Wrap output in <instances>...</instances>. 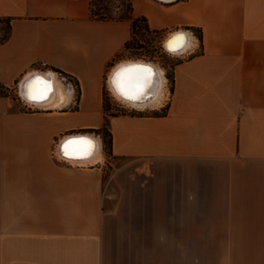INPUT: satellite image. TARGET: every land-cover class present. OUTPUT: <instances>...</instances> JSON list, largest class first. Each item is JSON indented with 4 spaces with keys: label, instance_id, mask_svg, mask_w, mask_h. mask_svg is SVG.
I'll return each instance as SVG.
<instances>
[{
    "label": "crops",
    "instance_id": "obj_1",
    "mask_svg": "<svg viewBox=\"0 0 264 264\" xmlns=\"http://www.w3.org/2000/svg\"><path fill=\"white\" fill-rule=\"evenodd\" d=\"M130 1L150 29L192 36L161 113L106 117L130 19L93 17L90 0H0V84L29 105L20 83L51 71L69 92L51 108L0 95V264H264V0ZM76 133L99 138L100 159L59 155Z\"/></svg>",
    "mask_w": 264,
    "mask_h": 264
},
{
    "label": "rangeland",
    "instance_id": "obj_2",
    "mask_svg": "<svg viewBox=\"0 0 264 264\" xmlns=\"http://www.w3.org/2000/svg\"><path fill=\"white\" fill-rule=\"evenodd\" d=\"M92 2H93V6L90 15L93 17H95V15H101V13H103L101 17L114 18V19L117 18L118 16L131 15L127 0H93ZM0 21H1L0 36H3L7 30V25L4 19H0ZM165 36L166 34L160 31H154L149 27H147L144 20L141 19L137 21L134 31L131 29L130 37L128 39L129 40L128 47L126 48L124 47L123 51L120 53V55L122 56H119L120 58H117L115 62H112L111 66L108 68L107 74L110 71V69L118 61L121 60L142 59L146 61H151L164 69V75L166 77L165 88L167 89V87L171 86L170 77H171L172 66L174 62L179 58V54H172L163 48L162 43ZM59 76L66 81L70 79L69 77L63 74H59ZM15 89L16 87H12V88L7 87L6 89L0 87V91L3 90L7 92L6 96H8L11 100L12 109H22L24 108V106L27 107V105H22L20 103L22 102L20 98L19 100H16V98H18V93H17L18 91H15ZM103 98H104L103 104L108 113H116V112L117 113L120 112L161 113L164 111V106H162L161 109L146 108L143 110H139L132 108L126 105L125 103L117 100L111 94L110 90L107 87V84L106 86H104ZM28 106H29L28 108L33 107L30 105ZM100 135L105 147V142H107L109 139L107 130L105 128H102L100 130ZM119 162L120 160L108 155V161L105 167V175L107 176L115 172L118 168L116 164H118ZM223 250L225 251L224 248H219L220 252H223ZM216 251H218L217 248H203V254H212V253H216Z\"/></svg>",
    "mask_w": 264,
    "mask_h": 264
},
{
    "label": "bare ground",
    "instance_id": "obj_3",
    "mask_svg": "<svg viewBox=\"0 0 264 264\" xmlns=\"http://www.w3.org/2000/svg\"><path fill=\"white\" fill-rule=\"evenodd\" d=\"M178 34H182L184 36V47L182 50L173 53L168 50L166 47L167 43L173 39V37L177 36ZM192 36L190 33H188L186 30H177L174 32L169 33L168 35L165 36L163 40V45L166 48V50L172 54H181L185 50L189 48V46L192 43ZM131 65H142L149 67L153 70L154 73V86L150 89L151 95L147 96L145 99L142 101H128L121 96L117 94V92L114 90L113 84H112V77L113 74L115 73L116 70H118L121 67H127ZM52 74V82H53V91L49 95V98L41 103H35L29 101L24 93H25V88H24V81H26V78H31L33 76L39 75L44 78H48V74ZM26 78L20 83V94L23 96V99L33 107H39V108H51V107H63L67 104L69 100V92L65 88L64 83L60 80V78L53 72H32L26 76ZM107 87L110 90L111 94L120 102L125 103L126 105L143 110L146 108H155L159 106L164 99L166 98V88H165V82H166V77L164 75V69L158 66L157 64L151 62V61H146L142 59H126V60H121L118 61L108 72L107 74ZM86 138L92 142L93 145V155L88 157L87 159H67L69 162L73 163H90L96 161L100 157L101 153V142L99 138L93 134L90 133H76V134H69L61 139V141L58 144V149L60 148L61 143H65V141L73 138ZM62 157V156H61ZM64 158V157H63ZM66 159V158H64ZM100 159V158H99Z\"/></svg>",
    "mask_w": 264,
    "mask_h": 264
},
{
    "label": "snow or ice",
    "instance_id": "obj_4",
    "mask_svg": "<svg viewBox=\"0 0 264 264\" xmlns=\"http://www.w3.org/2000/svg\"><path fill=\"white\" fill-rule=\"evenodd\" d=\"M184 36L178 34L170 40L166 47L176 53L184 47ZM154 73L149 67L131 65L121 67L112 77L114 90L121 98L128 101H142L151 95L150 89L154 86ZM25 97L35 103H41L49 98L53 91L52 74L48 78L39 75L26 78L24 84ZM61 155L66 159H87L93 155L92 142L86 138H73L65 141L60 147Z\"/></svg>",
    "mask_w": 264,
    "mask_h": 264
},
{
    "label": "trees",
    "instance_id": "obj_5",
    "mask_svg": "<svg viewBox=\"0 0 264 264\" xmlns=\"http://www.w3.org/2000/svg\"><path fill=\"white\" fill-rule=\"evenodd\" d=\"M92 1H93V0H90V12L92 11V6H93V2H92ZM127 1H128V6H129V9H130V13H131V15H129V16H118L116 19H130V20H131V29H132L133 31H134V28H135V26H136L137 21H139V20H141V19L144 20L145 23H146V26L149 27L148 24H147V22H146V18H145L144 16H135V15L133 14V12H132L131 1H130V0H127ZM101 15H103V13H101ZM101 15H95V17L100 18V19H105L104 17H101ZM4 20H5L6 23H7V24H6V25H7V30H6L5 34L2 36V38H1L0 40H4L5 38H7L8 34H9V31H8V27H9V18H4ZM154 31H157V30H154ZM197 35H198L199 39L201 40V31H200V30L197 31ZM128 44H129V40H127V41L125 42L124 47H125V48L128 47ZM61 73H63V72H61ZM170 81H171V83H172V81H173L172 71H171ZM0 87H3L4 89L7 88V87L2 86L1 84H0ZM171 88H172V86H171ZM0 95H7V92L1 90V91H0ZM103 99H104V98H103ZM103 107H104V104H103ZM104 110H105V112H106V117H107V115H114V114L117 113V112H116V113H108L105 107H104ZM102 128H105V129L107 130V134H108L109 139H108L107 142H105V148H106L107 152H109V151H110V142H111V133H110V131L108 130L107 120L104 122V124H103V126L100 128V130H101Z\"/></svg>",
    "mask_w": 264,
    "mask_h": 264
},
{
    "label": "water",
    "instance_id": "obj_6",
    "mask_svg": "<svg viewBox=\"0 0 264 264\" xmlns=\"http://www.w3.org/2000/svg\"><path fill=\"white\" fill-rule=\"evenodd\" d=\"M163 46H164V45H163ZM164 48H165V47H164ZM165 49H166V48H165ZM25 83H26V81H24V84H25ZM24 84H23V85H24ZM20 95H21V94H20ZM21 96H22V95H21ZM22 98H23V96H22ZM62 144H63V142L61 143V145H62ZM61 145H60V147H61ZM58 153H59L60 156H62V155H61L60 148L58 149ZM63 157H64V156H62V158H63ZM64 158H65V157H64Z\"/></svg>",
    "mask_w": 264,
    "mask_h": 264
},
{
    "label": "built area",
    "instance_id": "obj_7",
    "mask_svg": "<svg viewBox=\"0 0 264 264\" xmlns=\"http://www.w3.org/2000/svg\"><path fill=\"white\" fill-rule=\"evenodd\" d=\"M162 46H163V43H162ZM163 48H164V46H163ZM165 49V48H164ZM166 50V49H165ZM167 51V50H166ZM27 107H29L28 105H27Z\"/></svg>",
    "mask_w": 264,
    "mask_h": 264
}]
</instances>
